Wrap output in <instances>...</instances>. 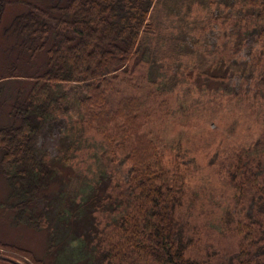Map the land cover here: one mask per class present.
I'll return each instance as SVG.
<instances>
[{
  "label": "trees",
  "instance_id": "16d2710c",
  "mask_svg": "<svg viewBox=\"0 0 264 264\" xmlns=\"http://www.w3.org/2000/svg\"><path fill=\"white\" fill-rule=\"evenodd\" d=\"M154 1H15L24 8L9 15L10 29L15 24L20 35L29 37L28 45H20L27 48L29 64L25 67L32 72L13 99L11 95L3 100L8 120L0 124V172L16 201L12 204L14 222L43 229L48 236V260L36 259L32 252L21 249L35 264H264V200L258 203L254 199L264 177L248 172L243 157L229 173L234 188L241 192L239 199L251 201L247 216L253 222L248 238L256 244V251L242 258L246 246L238 244L239 254L228 261L211 263L187 257L188 241L174 218L183 204L184 183L177 169L170 170L156 157V145L144 132L146 122L158 115L157 111L148 114V110L162 108L164 99L157 100L167 89L153 77L150 63L147 80L152 90L144 97L118 96L116 74L134 59L140 41L144 37L152 40L158 32L156 16L150 17ZM236 7L247 16H230L225 21L240 24V46L246 37L264 41V0H241ZM6 10L1 1L0 35L8 25L3 22ZM247 65L243 63L240 76ZM218 77L215 81L222 83L226 76ZM10 79L25 78L13 73L0 76V92ZM246 83L243 79L242 84ZM72 105L77 106L84 129L72 131L64 126L63 131L76 139L80 133L84 140L87 130L95 131L110 157L125 159L130 166L127 194L122 186L112 194L106 184L97 183L94 187L87 184L88 195L80 200L69 192L52 198L45 195L60 168L39 156L37 140L45 126L67 119ZM41 193L45 206L36 211ZM107 210V223L99 235L95 212ZM45 219H49L46 224ZM238 228L233 225L231 230Z\"/></svg>",
  "mask_w": 264,
  "mask_h": 264
},
{
  "label": "rangeland",
  "instance_id": "374dc122",
  "mask_svg": "<svg viewBox=\"0 0 264 264\" xmlns=\"http://www.w3.org/2000/svg\"><path fill=\"white\" fill-rule=\"evenodd\" d=\"M1 1L7 8L3 22L8 25L0 35V76L22 74L25 79L4 81L0 124L8 120V106L3 100L11 95L13 99L29 81L26 75L32 72L25 67L29 64L28 51L22 46L30 43L29 37L20 35L15 24L10 29L9 24V15L24 7L16 0ZM28 1L38 4L41 0ZM240 1L155 0L150 17L156 16L158 32L152 40L144 37L134 59L116 74L120 99L144 97L152 90L147 80L150 63L153 77H158L161 87L167 89L157 100L164 99L162 108L148 110V114L157 111L158 115L146 122L144 132L156 145V157L170 170L177 169L184 183L183 204L174 218L188 241L185 255L211 263L237 257L238 244L246 246L242 258L247 259L257 249L248 238L249 223L253 222L247 216L251 201L239 199L241 192L234 188L229 176L243 157L248 172L264 177V41L246 37L240 46V24L226 23L227 17L247 16L244 9L236 7ZM244 62L249 65L240 76ZM222 75L226 76L222 83L215 81ZM243 79L246 84H242ZM81 120L77 106L72 105L67 119L47 125L40 132L39 156L60 168L57 180L45 195L52 198L69 192L80 200L88 195L86 185L94 187L97 183L106 184L112 194L122 186L127 194L130 166L125 159L119 155L110 157L95 131L87 130V140L80 133L76 139V135L63 131L64 126L72 131L84 129ZM261 190L264 185L259 184L254 198L258 203L264 200ZM12 196L0 172V264H35L21 249L32 252L36 259L48 260V236L43 229L14 222L16 211L12 204L16 201ZM39 197L36 211L45 206L44 195ZM108 212H95L99 235ZM48 221L45 219L44 224ZM233 225L240 228L231 230ZM67 247L71 249L69 242Z\"/></svg>",
  "mask_w": 264,
  "mask_h": 264
}]
</instances>
